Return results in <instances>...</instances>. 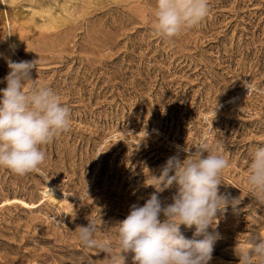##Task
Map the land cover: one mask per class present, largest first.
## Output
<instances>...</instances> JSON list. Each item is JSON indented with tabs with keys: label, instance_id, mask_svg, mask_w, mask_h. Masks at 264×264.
I'll return each mask as SVG.
<instances>
[{
	"label": "rangeland",
	"instance_id": "rangeland-1",
	"mask_svg": "<svg viewBox=\"0 0 264 264\" xmlns=\"http://www.w3.org/2000/svg\"><path fill=\"white\" fill-rule=\"evenodd\" d=\"M208 2L198 26L168 40L153 34L156 0H0V89L8 59L39 60L33 80L71 109L70 131L41 146L39 171L0 167V264H108L78 227L94 221L96 238L114 244L167 159L201 142L230 161L220 194L241 200L217 214L210 264H239L235 249L264 237V203L246 181L264 146V0ZM52 190L61 204L47 201ZM176 192L158 195L166 205ZM194 231L181 225L186 238Z\"/></svg>",
	"mask_w": 264,
	"mask_h": 264
},
{
	"label": "clouds",
	"instance_id": "clouds-1",
	"mask_svg": "<svg viewBox=\"0 0 264 264\" xmlns=\"http://www.w3.org/2000/svg\"><path fill=\"white\" fill-rule=\"evenodd\" d=\"M209 12L208 0H156L153 34L172 40L198 26ZM7 63V86L0 89V167L24 176L39 171L45 163L41 146L70 131L71 109L55 90L33 80L31 73L39 60L8 59ZM245 86L248 94L261 93L251 82ZM195 148V152L181 149L187 153L183 160L179 154L167 159L151 185L155 191L142 206L131 205L119 222L114 244L98 240L97 225L90 220L87 226L78 227L79 243L105 253L108 264H126L129 254L133 264H210L214 244L220 239L217 214L229 206L237 212L241 200L219 192L221 173L230 164L219 147L201 142ZM246 171L250 194L264 203V146L252 152ZM173 184L177 192L172 203L165 205L158 194ZM181 225L195 227L192 238L182 234ZM235 252L239 264H264V237L250 234L246 245Z\"/></svg>",
	"mask_w": 264,
	"mask_h": 264
},
{
	"label": "bare ground",
	"instance_id": "bare-ground-1",
	"mask_svg": "<svg viewBox=\"0 0 264 264\" xmlns=\"http://www.w3.org/2000/svg\"><path fill=\"white\" fill-rule=\"evenodd\" d=\"M58 191H59V190H58ZM58 194H59V193H56L55 191L52 190V191L50 192V195H49V197H48L49 199H47V201L50 200L51 203H55V204H56V203H57V204L60 203V204H61V199H62V198L64 199V198H65V195H61V198H59ZM61 194H62V193H61ZM44 195H45V194H44ZM62 202H63V201H62Z\"/></svg>",
	"mask_w": 264,
	"mask_h": 264
}]
</instances>
